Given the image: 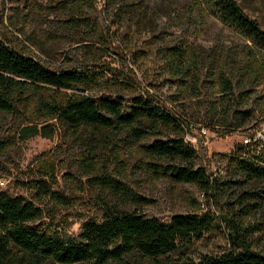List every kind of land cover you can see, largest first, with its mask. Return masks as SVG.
<instances>
[{
    "label": "rangeland",
    "instance_id": "rangeland-1",
    "mask_svg": "<svg viewBox=\"0 0 264 264\" xmlns=\"http://www.w3.org/2000/svg\"><path fill=\"white\" fill-rule=\"evenodd\" d=\"M60 1L67 0H0L2 42L45 66L72 68L91 63L106 83L99 82L85 93L88 96H121L127 101L133 95L146 98L143 91L154 95L189 123L184 141L196 152L195 165L221 183L236 180L222 156L231 153L245 136L264 131V79L251 96L256 102L251 107L255 120L225 134L208 126L203 106L208 92L202 86L190 88L193 80L170 73L161 51L186 41L205 53L251 44L213 15L197 23L186 20L181 13L186 0H144L155 18L145 26L113 22V9L105 7L103 0H79L78 15L87 24L68 31L56 25L62 17L55 9ZM237 2L264 28V0ZM96 35L106 41L96 42ZM83 47L99 50L91 49L87 56ZM122 71L131 76L129 83L135 91L119 85ZM64 94L69 93L55 97L62 99ZM13 97V108L0 111V192L20 196L40 211L33 226L52 237L77 242L82 225L100 223L108 208L161 223H169L175 215L195 214L210 217L211 226L191 246L164 257L125 256L124 262L110 264H198L204 256L242 250L234 244L264 255V181L242 180L240 186H216L209 192L173 183L149 171L147 164L155 161L142 150L165 136L135 142L118 134L104 143L88 142L44 114L40 103L54 97L48 90L26 86ZM33 128L41 133L27 136ZM39 183L64 200L42 194ZM10 264L35 263L18 255Z\"/></svg>",
    "mask_w": 264,
    "mask_h": 264
},
{
    "label": "trees",
    "instance_id": "trees-1",
    "mask_svg": "<svg viewBox=\"0 0 264 264\" xmlns=\"http://www.w3.org/2000/svg\"><path fill=\"white\" fill-rule=\"evenodd\" d=\"M103 1L105 7L111 6L116 20L113 22L119 25L134 21L136 25L145 26L155 20L144 0ZM186 2L181 12L186 20L197 23L213 15L251 45L216 48L205 53L192 43L181 42L162 49L166 67L173 75L193 80L190 88L198 90L202 86L208 92V98L203 101L208 126L217 127L225 134L242 130L255 120L251 107L254 108L256 102L251 96L264 79V28L243 11L237 0ZM79 5V0L56 3L55 9L62 13L57 28L68 31L86 26V21L78 15ZM96 39L98 43L106 41L102 35H96ZM96 48L83 47L82 50L89 56L91 49L99 50ZM91 66L89 62L72 68L45 66L0 39V111L8 112L13 108V96L23 87L43 88L54 95L40 103L44 114L57 119L81 140L104 143L119 134L140 142L157 134L165 136L143 146L142 150L155 161L147 164L149 171L173 183L195 185L209 192L216 186H240L242 180L264 181V144L246 146L241 143L231 153L223 155L236 180L221 183L207 169L195 165L196 152L184 141L189 123L176 117L154 95L143 91L146 98L133 95L127 101L121 96L86 95L99 82L106 83V78ZM121 77L122 82H118L121 88L133 89L129 83L131 76L122 71ZM62 93L69 94H64L62 99L55 97ZM27 132V136L41 133L36 128ZM112 184L117 182L112 181ZM38 190L56 200H64L45 184L39 183ZM39 216L40 211L31 202L0 192V264H10L18 255L35 264L122 263L125 256L133 255L154 259L191 246L201 240L211 226L208 216L175 215L169 223H161L135 212L108 208L100 223L82 225L80 241L76 242L52 237L33 226ZM234 245L242 250L219 257L204 256L198 264H264V255L252 252L245 245Z\"/></svg>",
    "mask_w": 264,
    "mask_h": 264
},
{
    "label": "built area",
    "instance_id": "built-area-1",
    "mask_svg": "<svg viewBox=\"0 0 264 264\" xmlns=\"http://www.w3.org/2000/svg\"><path fill=\"white\" fill-rule=\"evenodd\" d=\"M242 144L246 146H253L254 144H264V131H255L252 136H245Z\"/></svg>",
    "mask_w": 264,
    "mask_h": 264
}]
</instances>
